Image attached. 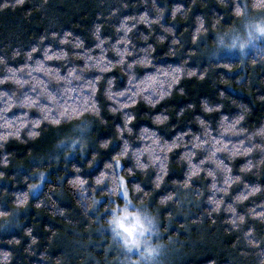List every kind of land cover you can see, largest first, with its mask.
I'll return each mask as SVG.
<instances>
[{"label": "clouds", "instance_id": "1", "mask_svg": "<svg viewBox=\"0 0 264 264\" xmlns=\"http://www.w3.org/2000/svg\"><path fill=\"white\" fill-rule=\"evenodd\" d=\"M148 2L149 0H142V3ZM9 3L11 7H16L23 0H4L0 3V9L7 7ZM218 3L230 8L235 22L225 27L220 24L219 17L209 19L202 14L197 15L193 21L195 28L188 34V38L199 45L205 40L206 33L214 31L213 41L211 45H206L202 55L218 58L222 51H234L239 53L241 63H245L249 50L254 51L258 43L264 42V0H218ZM151 9L155 13L154 17H150L147 11L138 16H124L115 26L116 32L123 34L113 43H109V37L101 36L103 26L94 23L91 36L96 40L94 48L100 49L98 54H93V48H85L84 41L78 37L72 40L68 33L58 36L56 32H52V38L58 39L60 44L84 50H54L50 44L40 49L37 44L24 53L26 61L19 67H12L7 63V57L0 56V85L13 86L11 93L0 89V150L5 149L10 141H37L49 128L61 129L68 126L62 134L57 135L49 149V156L40 159L44 163L57 165L71 162L70 168L64 169L66 175L57 177L60 187L56 191L62 193L66 188L70 189L78 194L77 203L86 217L89 210L96 213L90 219L95 225V231L107 233L111 247L117 254L113 264H165L169 252L175 251L173 246L176 241L164 239V228L171 224V217L164 224L161 208L171 204L173 215L176 212L191 213L192 209L187 205L192 203L199 207L206 191L211 192L206 197V202L211 205L207 215L222 211L230 213L227 223L232 230H240L247 217L264 222V199L257 205L262 208L261 211H256L255 208H249L246 214L237 211V206L244 201L264 195V185L244 183V190L232 195L231 203L225 202L232 187L242 182V176L232 175L231 164L226 163L220 154L228 161L259 154L258 159H248L241 165L240 172L243 174L264 166V123L252 129L240 126L246 119V108L231 119L227 114L219 115L215 128L211 126L210 120L198 115L195 123L199 125V132H177L171 139L161 135L158 128L142 124L137 130L132 126L136 115L134 111L127 110L134 109L140 103L149 109H155L161 102L171 99L174 93L186 94L184 87H177L183 79L196 77L203 80L207 75L195 67H187L186 62H156L153 55L156 46L153 43H146L145 47L136 46L132 33L139 24L150 29L148 35L141 34L137 37L139 40H149L152 25H157L163 33L155 37L158 44H164L171 36L170 43L176 47L169 49L170 55H178V48H182L183 43L187 42L173 35L176 31L174 27L161 23L167 6L161 8L157 6L156 0H151ZM171 14L173 18H177L178 14L186 17L188 12L182 4H176L171 8ZM131 21L134 23H129ZM39 39L43 42L46 37L42 35ZM38 49L42 51L43 58H36L34 62L28 63ZM108 52L113 53L117 59H109L106 55ZM11 55L15 58L20 52L14 50ZM52 60L62 62L61 66L47 63ZM79 60L83 63L73 62L62 74L64 65L69 64V61ZM260 62H264V56H260ZM112 69H119L126 77L123 87H116L117 77H105ZM138 69L145 71L141 74ZM89 72L99 74L94 78H86L85 74ZM101 83L104 84L102 93ZM25 88L27 91H24ZM101 94L109 102L106 107L96 99ZM219 95L223 97L224 94L221 92ZM199 106L203 113L213 114L221 112L224 103H211L208 99L201 98ZM194 107V103H189L175 115L177 118L183 117L187 110ZM13 108L24 111L9 116L8 113ZM104 111L111 113L113 117L119 116L122 123L114 125V136L110 139L95 140L93 126L105 124V117L102 115ZM32 112L38 113V116L33 117L30 115ZM169 120L170 115L165 112H156L151 116L152 123L157 126H165ZM213 132L217 134L213 135ZM189 135L190 138L186 139ZM231 137L243 138L233 140ZM114 140L121 141L119 151L111 159L105 160L91 177L82 175L79 161L73 158L78 154L87 158L86 154L95 145L96 155L88 160V165H96L99 150L108 149ZM134 141H139L138 147L133 146ZM180 148L184 150L177 159L187 166L184 179L175 181L176 191L162 195L158 204L152 206L151 193L145 191L141 182L129 183L128 178L134 177L137 172L145 177L154 172L150 183L154 190L160 189L170 172L171 156ZM197 157L199 159H194ZM125 160H130L131 165L123 167ZM0 163L7 164L8 161ZM201 173L204 174L203 178ZM34 175L37 179L29 185L27 191L12 194L15 195V200L11 210L0 211V229L19 223L20 210L28 206L32 191L47 179V169L39 168ZM207 178L211 179L210 183L193 190V180ZM46 202H51L55 207V201L50 196L47 201L41 200L35 206L39 208L40 204ZM27 231L31 233V229ZM254 236L252 228L242 233L244 242L257 248L264 243V239L257 240ZM32 240L35 243V237ZM253 254L257 257L255 264H264V249ZM11 259L10 252L0 250V264H9Z\"/></svg>", "mask_w": 264, "mask_h": 264}, {"label": "trees", "instance_id": "2", "mask_svg": "<svg viewBox=\"0 0 264 264\" xmlns=\"http://www.w3.org/2000/svg\"><path fill=\"white\" fill-rule=\"evenodd\" d=\"M4 0H0L3 3ZM157 6L164 8L167 6L161 23L165 26H172L176 29L175 35L178 39L183 38L182 48H178V55H170L169 49L176 47L171 45L172 37L169 36L164 44H158L155 37L163 34L157 25H152L151 35L147 42L137 39L141 34L148 35L150 29L144 24L137 25L132 33L133 42L136 46L145 47L146 43H153L156 51L153 53L156 62L167 64H179L186 62L187 67H195L200 72H205V79L199 80L196 77L183 79L177 87H184V95L175 94L167 101L161 102L155 109H149L142 103L135 106L136 119L132 126L139 129L142 124L151 128H158L161 135L166 139H171L177 132L189 133L199 132V125L195 123V117L200 115L210 120L211 126L215 128V122L219 115L227 114L231 119L239 114L243 109L246 119L240 126L252 129L264 123V62H260V56H264V47L248 53L245 63H241L240 57H218L202 55L206 45H211L214 31L205 34V40L199 45L191 42L188 34L195 28L193 23L197 15H204L206 18L219 17L222 26L234 23L230 8L221 6L218 0H156ZM176 4H182L188 14L183 17L178 14L173 18L171 8ZM145 11L150 17L155 13L151 9V0L148 4L142 0H23L22 4L11 7V3L0 9V56L7 57V63L12 67H19L26 61L24 53L31 50L35 45L40 49L47 45L52 48H65L69 51H83L84 49H73L68 44H60L58 39H53L52 32L58 36L69 34V38L75 40L77 37L84 41L85 48H93V54H98L100 49H95L96 40L91 36L94 23H100L102 27L101 36L109 37V43L115 42L122 32H116L115 26L119 24L124 16H138ZM129 23H134L131 21ZM46 39L41 42L40 37ZM122 46V45H121ZM38 49L33 53L34 62L36 58H43L42 51ZM18 50L19 56L12 58V52ZM111 60L117 57L111 53H106ZM189 57L191 59H189ZM132 59V57H129ZM75 62L82 64L83 61H69L61 69L63 74L67 67ZM49 65L60 67V61L52 60ZM151 70V69H148ZM143 73L145 69H138ZM2 74V73H0ZM97 72L86 73V78H94ZM42 75V74H41ZM117 77V88L123 87L126 77L119 69H112L105 74ZM13 86L10 84L0 85V89L11 93ZM104 84H100L102 93ZM27 91V88L24 89ZM223 92V97L219 94ZM201 98H206L211 103H224V108L219 113L205 114L200 109ZM103 106L107 101L102 94L96 97ZM189 103H194L193 109L187 110L183 117L177 118L175 113L181 107H186ZM23 109L13 108L8 115L13 116ZM156 112H165L170 115V120L165 126L154 125L151 116ZM33 117L38 113L32 112ZM105 117V124H95L93 126L94 139H110L114 136V125L122 123L119 116L113 117L111 113L102 112ZM67 125L61 129L49 128L43 132L37 141L19 143L10 141L6 148L0 150V161L7 160V164L0 163V211H10L12 202L15 200L13 193L25 192L29 185L37 177L34 175L37 169H47V179L34 191H32L28 206L19 212L17 225L6 226L0 229V250L8 251L12 254L9 264H113L116 260V252L112 249L107 233L95 231V225L90 217L96 213L89 210L86 217L80 204L78 194L70 189H65L62 193L56 189L60 187L58 176H65V167L68 163H44L40 158L49 156V149L52 147L57 135L62 134ZM213 132V135H216ZM190 138L189 136L185 137ZM228 139L229 137H225ZM243 137H231V139H241ZM121 141L114 140L108 149L99 150L97 163L89 167L88 160L96 155V146L87 155L78 154L73 159L79 161L81 174L91 177L102 163L111 159L118 151ZM134 147L139 146V141H134ZM190 147V145H189ZM183 148L176 149L171 156L170 172L166 177V183L160 189H153L150 183L155 173H150L145 177L138 172L134 177H129L128 182H141L145 191L151 193L150 204H158L162 195L176 191L175 181L184 179V172L187 166L181 164L177 157ZM221 158L232 166V175H241L242 182L232 187L231 194L225 198L226 203L232 202V195L244 190V183L264 185V166L259 170L253 169L251 172L243 174L240 167L248 159H258L259 154L254 156L239 157L235 161H228L223 154ZM199 159V157L194 158ZM130 160L123 161V167L131 165ZM210 166V165H206ZM27 177V179H25ZM201 177L204 174L201 173ZM211 182L210 178L197 179L192 181L193 190H198L202 186ZM51 189V191H49ZM90 194V193H88ZM211 192H205L200 206L196 207L189 203L187 207L192 209L191 213L176 212L173 215V206L165 205L161 208V215L164 224L171 217V224L164 228L165 241L171 239L176 243L173 246L175 251H170L165 264H255L256 256L253 254L264 249V243L257 248L247 245L242 237V233L252 228L254 239H264V222L252 217H247L246 223L240 230H232L227 223L230 213L221 212L207 215L211 205L206 202V197ZM218 196L221 194H217ZM51 197L55 201V207L51 202L35 205L41 200ZM175 199V197H174ZM264 195L250 198L237 206L238 213L246 214L249 208L257 207ZM102 207V205H101ZM60 209H63L61 212ZM31 229V233L27 230ZM35 237V243L32 238Z\"/></svg>", "mask_w": 264, "mask_h": 264}, {"label": "rangeland", "instance_id": "3", "mask_svg": "<svg viewBox=\"0 0 264 264\" xmlns=\"http://www.w3.org/2000/svg\"><path fill=\"white\" fill-rule=\"evenodd\" d=\"M263 47H264V42H260V43H258V45L256 46V49L254 51L259 50V49H261ZM252 51L253 50H249V52H252ZM235 56L236 57H240L239 53L238 52H234V51L233 52L222 51L220 53V55H219V57H235ZM166 259H167V257H166ZM166 259H165V262H166Z\"/></svg>", "mask_w": 264, "mask_h": 264}]
</instances>
